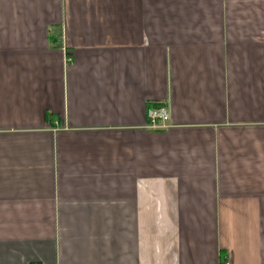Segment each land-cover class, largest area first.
Wrapping results in <instances>:
<instances>
[{
    "label": "crops",
    "instance_id": "crops-1",
    "mask_svg": "<svg viewBox=\"0 0 264 264\" xmlns=\"http://www.w3.org/2000/svg\"><path fill=\"white\" fill-rule=\"evenodd\" d=\"M0 264H264V0H0Z\"/></svg>",
    "mask_w": 264,
    "mask_h": 264
},
{
    "label": "built area",
    "instance_id": "built-area-1",
    "mask_svg": "<svg viewBox=\"0 0 264 264\" xmlns=\"http://www.w3.org/2000/svg\"><path fill=\"white\" fill-rule=\"evenodd\" d=\"M146 129L151 131H161L168 127L170 114L164 105H149L145 111Z\"/></svg>",
    "mask_w": 264,
    "mask_h": 264
}]
</instances>
